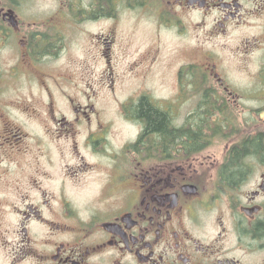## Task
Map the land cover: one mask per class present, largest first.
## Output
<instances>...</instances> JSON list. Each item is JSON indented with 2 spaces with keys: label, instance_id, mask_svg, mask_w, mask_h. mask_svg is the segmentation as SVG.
<instances>
[{
  "label": "flooded vegetation",
  "instance_id": "af4514ba",
  "mask_svg": "<svg viewBox=\"0 0 264 264\" xmlns=\"http://www.w3.org/2000/svg\"><path fill=\"white\" fill-rule=\"evenodd\" d=\"M0 264H264V0H0Z\"/></svg>",
  "mask_w": 264,
  "mask_h": 264
},
{
  "label": "trees",
  "instance_id": "16d2710c",
  "mask_svg": "<svg viewBox=\"0 0 264 264\" xmlns=\"http://www.w3.org/2000/svg\"><path fill=\"white\" fill-rule=\"evenodd\" d=\"M144 113L150 124V127L154 129V131L163 132L165 130V121L160 115L151 112L150 110H145Z\"/></svg>",
  "mask_w": 264,
  "mask_h": 264
},
{
  "label": "rangeland",
  "instance_id": "374dc122",
  "mask_svg": "<svg viewBox=\"0 0 264 264\" xmlns=\"http://www.w3.org/2000/svg\"><path fill=\"white\" fill-rule=\"evenodd\" d=\"M178 41H176V43H177ZM179 45H181L180 43H179ZM177 46H178V43H177ZM182 46V45H181ZM208 48L210 49V46H208ZM157 95H160V94H162V93H156Z\"/></svg>",
  "mask_w": 264,
  "mask_h": 264
}]
</instances>
